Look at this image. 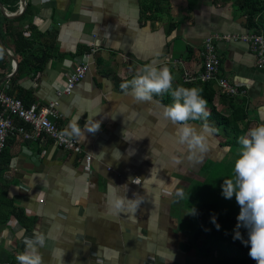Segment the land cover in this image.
Listing matches in <instances>:
<instances>
[{"label": "crops", "instance_id": "1", "mask_svg": "<svg viewBox=\"0 0 264 264\" xmlns=\"http://www.w3.org/2000/svg\"><path fill=\"white\" fill-rule=\"evenodd\" d=\"M27 1L28 21L14 24L23 28L33 54L45 49L49 57L40 69L13 70L10 55L16 62L19 57L0 18V91L25 106L55 100V124L63 132L73 122L81 129L100 127L95 133L85 131L83 141L75 138L91 156L87 168L80 154L60 148L50 137L7 133L1 149L7 158L0 166V259L18 264L24 238L43 233L44 264L200 263L192 246L183 245L188 243L186 228H180L185 191L190 195L196 181L209 178L204 173L211 172L210 163L230 156L232 147L237 150V141L227 145V137L238 138L264 123V67L256 66L247 43L216 42L218 75L243 93L229 96L212 83L209 101L202 84L182 81V72L199 71L206 35L249 32L243 14L233 0ZM90 40L95 51L85 56ZM81 61L86 63L83 78L69 93L57 96ZM152 62L170 68L174 87L201 89L209 112L213 107L227 116L228 98L242 102L245 120L229 134L217 126L199 162L188 159L177 145V126L162 117V105L171 103L168 93L139 102L130 88L126 92L120 87ZM208 120L214 122L211 112ZM13 123L30 131L20 120ZM117 201L121 210L115 208ZM137 202L135 212L129 211Z\"/></svg>", "mask_w": 264, "mask_h": 264}, {"label": "clouds", "instance_id": "2", "mask_svg": "<svg viewBox=\"0 0 264 264\" xmlns=\"http://www.w3.org/2000/svg\"><path fill=\"white\" fill-rule=\"evenodd\" d=\"M174 76L170 68L165 64L157 67L156 62L142 65L135 76L120 87L126 91L130 88L136 101L151 102L153 94L168 93L171 103L162 105V117L170 121L175 128L177 145L188 153L190 161L199 162L203 154L208 151L209 139L218 130L209 123L210 112L207 110V101L202 97V90L197 87L173 86ZM199 121L196 126L188 121ZM100 124L92 127L85 125L81 129L73 122L69 128L61 133V136L85 140V131L95 133ZM237 158L234 161V176L224 181L222 194L225 199L235 196L240 207L237 216V224L234 228L233 239L240 240L249 246V256L256 264H264V123L250 128L246 134L238 137ZM177 196L183 197V192L178 191ZM139 202L128 210L135 212ZM117 210L123 208V204L117 201ZM194 214V210L191 211ZM211 222L216 229L220 225L216 223V217H211ZM247 230V240L243 238L239 229ZM45 234L33 233L31 237H25L23 243L25 250L16 255L18 264H44L41 249L45 245Z\"/></svg>", "mask_w": 264, "mask_h": 264}, {"label": "trees", "instance_id": "3", "mask_svg": "<svg viewBox=\"0 0 264 264\" xmlns=\"http://www.w3.org/2000/svg\"><path fill=\"white\" fill-rule=\"evenodd\" d=\"M18 0H0L1 5L8 11H14L17 8ZM152 1V0H151ZM233 3L241 11L244 16V26L249 32L259 33L264 38V0H233ZM29 16V2L25 4L22 14L15 19L4 18L0 14L3 21L4 35L9 38L13 45V53L19 57L18 70L20 71L23 66H32L33 68L40 69L49 57V52L43 49L40 55L32 53V44L28 45L26 37L23 36V28L21 25L14 24L21 20L28 21ZM31 28V27H30ZM0 47V56L3 54ZM202 84V88L207 90L205 99L209 101L213 91L210 89L212 82H198ZM227 97V96H226ZM231 112L227 116L219 114L213 107L210 112L214 122L211 124L214 128L217 126L223 132L229 134L236 130L237 122L245 120V112L241 101H233L228 98ZM238 138L229 136L225 143L233 145ZM227 144V145H228ZM234 146H238L237 144ZM7 156L4 158L3 150L0 153V166L6 161ZM211 177L205 178L202 181H196L195 186L190 190V195L195 196L198 202L195 210L194 222L189 221L186 226L188 243L183 245L192 246L195 253L202 259H206L207 263L200 262L198 264H256V261L249 256V246L243 244L240 240L233 239L234 228L237 224V216L240 207L236 202L233 204L225 203V199H206L208 195L219 196L222 194V186H216V182L211 183ZM215 194H214V193ZM189 195V196H190ZM188 196L187 194L185 197ZM223 206V207H222ZM220 210V211H218ZM216 217V223L220 225L217 230L215 225L211 222V217ZM192 224V225H191ZM190 226V228H189ZM241 235L247 240V230L245 228L239 229ZM209 260V261H208Z\"/></svg>", "mask_w": 264, "mask_h": 264}, {"label": "built area", "instance_id": "4", "mask_svg": "<svg viewBox=\"0 0 264 264\" xmlns=\"http://www.w3.org/2000/svg\"><path fill=\"white\" fill-rule=\"evenodd\" d=\"M19 6L11 13H18ZM237 39L247 43L248 48L255 56L257 67H264V38L259 33L246 32L240 34H219L213 32L202 39L200 56L201 66L199 71L192 75L188 71L182 72V81H211L217 89H220L226 95L233 96L243 93L237 89L227 79L218 75L219 57L215 49V43L219 41H228ZM88 52L85 56L95 51L94 42L90 40L86 43ZM179 62V60H175ZM85 61L75 63L74 67L67 75L64 85L57 89L56 95L67 94L71 88L85 75ZM56 101L50 100L45 104L30 103L24 105L22 101L14 96L0 91V150L2 149L7 133L10 130H16L21 133L23 138H38L41 135L50 137L60 148L80 154L83 165L88 167L91 156L83 152L75 138L61 136L63 132L55 124V118L58 113L55 109ZM20 120L21 123L27 124L30 131H26L22 124H14L13 120ZM0 264H17L10 259H0Z\"/></svg>", "mask_w": 264, "mask_h": 264}, {"label": "rangeland", "instance_id": "5", "mask_svg": "<svg viewBox=\"0 0 264 264\" xmlns=\"http://www.w3.org/2000/svg\"><path fill=\"white\" fill-rule=\"evenodd\" d=\"M231 151L233 153L231 152L232 154L230 156L228 155L227 158L222 159V161L220 163L212 162V163L209 164L211 172L208 173V171L206 170L204 175L211 177L210 180H211L212 184L215 181L216 182L215 185L220 187V186L223 185L224 181L233 178V176H234V161L237 158L236 147H232ZM185 193L187 195H189V191L188 190H186ZM186 197L187 198L185 200L183 199L181 207H180V209H181L180 211L183 210V212H182L183 217H181L180 228L183 229V230L186 228L185 225H187V227H188L189 221H190V223L194 222L195 213H196L195 210H196V207H197V204H198V202L193 201V199L194 200L196 199L195 196H193V194L190 195V196H186ZM218 198L225 199L223 194H221L219 196L208 195L206 197L207 200L208 199H212L213 200V199H218ZM224 202L228 203V204H233L235 202V196H233L231 199H225ZM192 210H194V214L191 212ZM218 211H220V210H218ZM189 228H190V226H189ZM198 260L201 262L202 258L201 259L199 258ZM202 261L204 263L205 262L207 263L206 259H203Z\"/></svg>", "mask_w": 264, "mask_h": 264}, {"label": "water", "instance_id": "6", "mask_svg": "<svg viewBox=\"0 0 264 264\" xmlns=\"http://www.w3.org/2000/svg\"><path fill=\"white\" fill-rule=\"evenodd\" d=\"M17 3L19 6V8H18L19 12L18 13H7V12H5L3 10V6L0 3V14H1V16L4 18H8V19H15V18L19 17L25 8L26 0H18ZM0 46L3 47V45L1 43H0ZM10 59H11L12 64L14 66L13 70H15V68L17 67V62L12 55H10ZM4 79L5 78L3 77L2 80H4Z\"/></svg>", "mask_w": 264, "mask_h": 264}]
</instances>
